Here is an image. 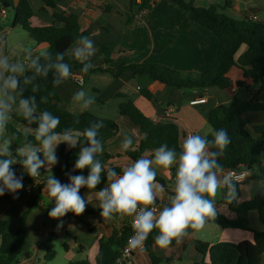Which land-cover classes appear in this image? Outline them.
<instances>
[{
	"label": "crops",
	"instance_id": "crops-1",
	"mask_svg": "<svg viewBox=\"0 0 264 264\" xmlns=\"http://www.w3.org/2000/svg\"><path fill=\"white\" fill-rule=\"evenodd\" d=\"M140 1L137 0L138 3ZM29 2L35 13L34 24L54 23L52 10L45 8L41 0H29ZM226 2H229V6H225L220 12L227 16L235 19L256 17L258 22L264 23V0H196L195 3L199 7L208 8L212 5L224 6ZM56 11L76 14L82 29L95 33V36L91 38L95 44V55L89 58L94 67L101 66L104 62V58L96 53L100 44L115 47L114 63L107 66L110 71L116 70L121 63L125 62L127 64L157 63L183 72L201 73L209 69L219 49L218 39L209 30L192 22L187 11L169 0H157L155 7L146 14L131 12L130 0H57ZM128 16L135 18L134 23L128 24ZM56 25L61 24L56 23ZM46 48L47 45L41 44L30 52L23 51L20 59H23L24 70L29 65L31 53L41 54L40 51ZM27 54L29 56H26ZM74 76H82L84 85L76 86ZM81 90L86 93L85 99L101 100L103 103H91L85 107L83 101L74 98L75 94ZM254 90L257 91L258 87H254ZM120 91L125 93L126 100H131L147 117L155 121H174L183 134L182 143L188 135L207 136L213 133L212 127L206 121V116L211 109L220 104L229 105L233 96H238L242 100L251 97L242 89L222 90L213 87L207 89L203 95L207 98L205 104L192 106L190 102L202 96L197 90L166 87L157 92V100L150 101L142 96L140 84L130 71H125L119 77H114L109 72L74 73L56 88V92L62 99V106L72 112L88 111L99 118L113 119L119 125L117 135L102 144L103 151L96 155L122 154L125 151L122 146L125 138L132 139L134 148H137L142 138L139 129L127 117L120 115L119 104L123 100L115 97ZM244 116L250 127L264 125L263 111L249 112ZM10 122L15 123L12 119ZM17 127L22 131L35 134V131L24 129L19 125ZM7 142H9L11 153L18 150L10 141ZM82 147H88V145H77L78 153ZM71 149L67 143H60L56 147V153L61 150L67 153ZM205 151L210 157L208 148ZM154 152L145 153L144 158L153 159L152 168L167 183L162 189L161 184L155 183L154 204H158L162 209L170 206V197L174 195L173 178L175 176H172L171 170H176L178 160L171 167L163 168L154 162L152 157ZM112 163L130 165L132 161L123 155L107 162L104 166L107 168ZM58 164L59 159L55 165H46L42 168L45 171L44 175L55 176V168ZM244 171L246 177L242 182L239 202L254 198L260 189L264 188V154L259 165L252 170L244 169ZM17 172L20 176L23 175L24 188L12 194L10 198L0 201V221L8 223L10 233L17 230L22 218L25 220L26 235L16 264H68L80 260H89L92 264H96L100 239L110 238L115 230L120 231L125 226H129L134 218V216L120 215H113L110 220L102 218L97 199V192L100 189L88 190L85 187L81 188L80 194L88 200V203L81 219L69 213L60 219H52L48 216V212L54 206V201L51 202V198L44 190L45 185H41L44 175L41 174L39 179L35 180L28 176L23 168L18 167ZM216 172L218 177H222L225 171ZM61 183H69V179ZM223 187L222 185L221 193L216 195L215 201L221 199ZM103 188H106L105 185ZM215 207L216 212L236 219V213L230 211L228 206L215 204ZM247 219L251 228L264 230L257 212H248ZM58 224L62 226L58 228ZM90 228L94 231L92 232ZM186 231L188 233L186 236L179 238V242L174 239L167 248H160L155 242L153 243V253L160 259L157 264H198L202 260L209 262L208 255L204 257L197 252V241L215 244L217 242L240 243L253 239L249 231L223 228L211 223L205 224L200 230L189 228ZM59 241L63 243V248L54 250V244ZM50 250L55 252L54 258L50 257ZM134 260L136 264H152L145 248L134 254ZM260 264H264V255Z\"/></svg>",
	"mask_w": 264,
	"mask_h": 264
},
{
	"label": "trees",
	"instance_id": "trees-1",
	"mask_svg": "<svg viewBox=\"0 0 264 264\" xmlns=\"http://www.w3.org/2000/svg\"><path fill=\"white\" fill-rule=\"evenodd\" d=\"M45 8L52 10L54 23L50 25H36L33 23L35 17L34 10L29 0H0V11L11 9L14 11L13 26H20L26 31L37 45H47L43 54L31 53L29 65L24 72L18 76L20 86L14 92L23 98H35L36 111L34 116L39 117L43 111H48L54 116L60 118V124L57 132L70 131L72 135L78 138V143L74 148L65 153L63 150L56 153L59 164L55 168V178L63 181L66 175L87 176L89 169L82 171L75 170L74 165L78 158L77 145H88L87 138L84 136L85 129L94 124H101L97 130L96 139L100 144H104L113 139L119 132V125L113 119L99 118L88 111L80 113L72 112L62 106V99L56 92L58 85L54 83L56 72L54 67L57 63V55L63 53V63H67L71 69V75L82 72L83 65L74 58L73 52L79 44L81 36H87L90 39L95 33L82 29L80 19L76 14L68 12H58L57 0H41ZM177 4L180 8L187 11L189 19L198 23L209 30L219 41V49L214 56L209 69L201 73L183 72L173 69L169 66L157 63H121L119 67L110 71L107 66L114 63L113 55L115 47L100 44L96 53L104 58L101 66L92 67L87 74L95 72H109L114 77H119L125 71H130L140 84V93L148 100H157L158 91L170 87L183 90H197L200 95H204L209 88L217 87L222 90L230 88L242 89L249 93L251 97L242 100L238 96H233L229 105L220 104L206 116V121L214 130L224 128L230 137V144L224 151L223 156L216 159L221 164V169L215 171L230 170H252L259 165L264 154V125H255L250 127L245 114L249 112H264V23L251 18L235 19L227 16L220 10L229 6L226 2L224 6L212 5L211 7H199L196 0H169ZM157 0H130V11L135 14L148 13L156 5ZM44 8V9H45ZM135 21L134 17L128 16V24ZM56 23H60L57 26ZM242 49L244 51L242 52ZM26 56H29L27 54ZM38 59L41 66L47 67V75L37 73L32 67V60ZM92 63L91 60L85 63ZM69 77V78H70ZM28 79V83H25ZM68 79V78H67ZM66 80V79H65ZM63 80L62 82H64ZM144 82H146L144 84ZM61 84V83H60ZM59 84V85H60ZM258 87L255 91L254 87ZM263 96V97H262ZM116 98L123 101L119 104L120 115L127 117L130 122L139 129L142 138L137 148L134 144L125 150L122 154L111 155L102 153L95 155L103 168L101 173V182L96 189H102L107 181V172L114 170L117 176L122 175L124 167L129 165L110 164L104 165L123 155L127 156L132 163L136 159L144 158L145 153L155 151L159 146L166 144L169 149H175L177 160L180 155V146L182 145L183 134L179 126L172 120L155 121L147 117L131 100H126L125 93L120 91L116 93ZM88 99V98H87ZM93 103H103L101 100L92 99ZM11 119L24 129L32 131L38 126V119L29 123L21 113H11ZM15 123L7 121L5 125L6 141H10L17 149L26 148L29 145L39 148L40 144L35 140V134L22 131ZM207 135L209 139L212 134ZM211 152L216 151L211 145L208 147ZM12 157L19 161L22 157L17 155V151L11 153ZM42 157V153H40ZM154 157V155H152ZM211 158V156H210ZM19 177L18 167L22 168L20 163L12 166ZM154 170V169H153ZM155 171V170H154ZM45 174L44 170H40ZM172 176H175L176 170H171ZM48 176H43L41 185H45ZM164 187L166 181L156 173V182ZM237 198L229 203L225 197L228 189L223 187L222 196L215 204L228 206L229 210L236 213V219H231L217 212L215 218H210L207 223L216 224L223 228H235L249 231L253 235L252 241H243L240 243L217 242L210 244L206 241H197L196 250L199 254L209 256V262L202 260L198 264H260L264 255V230H255L248 224L247 214L250 211L258 213L260 222L264 227V188L260 189L258 194L247 201L239 202L242 194L243 183H235ZM12 196V193L6 192L0 201L6 200ZM69 214L74 215L69 212ZM82 215H74L81 219ZM8 223L0 221V264H16L21 254L22 245L26 235V225L24 218L21 219L17 230L14 233L8 231ZM93 232L94 230L90 228ZM158 230H153L144 242V248L148 251L152 264H157L160 259L156 257L152 250L155 242V236ZM131 236V227L125 226L120 231H114L110 238H102L99 242V251L96 256V264H118L117 258L121 249L127 244ZM50 257H55V252L50 250ZM68 264H92L89 260H80Z\"/></svg>",
	"mask_w": 264,
	"mask_h": 264
},
{
	"label": "clouds",
	"instance_id": "clouds-1",
	"mask_svg": "<svg viewBox=\"0 0 264 264\" xmlns=\"http://www.w3.org/2000/svg\"><path fill=\"white\" fill-rule=\"evenodd\" d=\"M80 47H77L73 56L83 65L82 72L87 73L94 67L92 63H85L95 55V44L87 36L79 38ZM38 59L32 60V67L37 73L47 75L48 68L39 65ZM57 63L50 65L54 67L56 79L54 83L59 85L71 75L70 66L63 63V53L57 55ZM24 67L21 64L10 63L7 56L0 58V75L3 76L0 89V132L5 128L8 121V113L12 109L11 100L15 102L14 96L8 95V90L15 91L20 86L18 73H23ZM28 83V79H25ZM86 93L81 90L75 94V99L83 101L87 107L93 100L85 99ZM19 110L29 123L38 119V126L35 130V140L40 147L35 148L29 145L26 148L17 150V155L22 157L19 161L12 157L9 142L0 145V197L6 192L18 193L24 188L23 175L17 176L14 168L20 163L24 172L31 178L41 175L40 170L45 166L55 165L58 162L56 147L60 143H67L74 148L78 138L70 131L57 132L60 118L48 111H43L37 118L35 98H23L19 100ZM102 127L97 123L85 129L84 136L87 138L88 147H82L75 162V170L89 169L87 176L83 174L69 175V183H61L60 180L50 175L46 179L44 190L54 201V206L48 212L52 219H60L67 213L74 215L84 213L88 200L80 194L81 188L94 190L101 182L103 171L101 163L94 157L96 153L102 152L103 147L96 139L97 130ZM230 137L226 129L214 130L212 138L201 134L188 135L180 146L178 167L175 174L174 195L170 197V206H165L159 211L152 206L156 201L155 182L156 172L152 168L153 159L140 158L122 170V175L109 169L107 172L108 186L97 192L101 217L110 220L113 215L133 217V233L130 238L132 248H142L153 230H158L155 236V243L160 248H167L175 239L186 236L187 229H202L207 220L216 217L215 197L221 186L227 187L228 193L225 199L231 203L237 198L236 184L232 181V172H224L218 177L216 169H221V164L216 157L223 156L225 149L230 144ZM132 145V139L125 138L123 148L127 150ZM212 146L216 151L209 154L206 148ZM42 153V157L40 155ZM154 162L163 168H169L177 162L175 149H169L163 144L155 149ZM48 170V169H46ZM163 185H161V189ZM140 208V211H138ZM62 225H57L61 227Z\"/></svg>",
	"mask_w": 264,
	"mask_h": 264
},
{
	"label": "rangeland",
	"instance_id": "rangeland-1",
	"mask_svg": "<svg viewBox=\"0 0 264 264\" xmlns=\"http://www.w3.org/2000/svg\"><path fill=\"white\" fill-rule=\"evenodd\" d=\"M8 15L0 18V58L7 56L10 63H17L23 65V59H20V55L23 51L30 52L37 45L30 39L28 33L22 29L20 26L13 28V19L14 11L11 9L7 10ZM45 50L40 51L43 54ZM3 76L0 75V84H2ZM3 94V90L0 89V95ZM9 96L15 97V102L13 103L9 100V103H12V109L8 113V121H11V113L17 112L21 113L18 107L19 100L21 99L18 95L12 91L8 90ZM11 123V122H10ZM13 123V122H12ZM6 142V131L5 129L0 133V145H3ZM220 190L217 192V195H220ZM218 228V227H216ZM216 241V240H214ZM53 249L61 250L63 248V243L59 241L54 244Z\"/></svg>",
	"mask_w": 264,
	"mask_h": 264
},
{
	"label": "built area",
	"instance_id": "built-area-1",
	"mask_svg": "<svg viewBox=\"0 0 264 264\" xmlns=\"http://www.w3.org/2000/svg\"><path fill=\"white\" fill-rule=\"evenodd\" d=\"M7 15L6 10H1L0 11V18L5 17ZM253 20H256V17L252 18ZM74 83L76 84V86L81 87L84 85V78L82 76H74ZM207 102V98L205 96H200L197 99H194L190 102V105L192 106H198V105H202L205 104ZM228 172H232V181L234 183H242L246 177V173L244 171V169H240V170H230ZM69 177V175H66L63 180L67 179ZM35 180L39 179V177L34 178ZM174 182H175V177L173 178ZM108 186V183L105 184V187ZM155 210L159 211L160 210V206L158 204H154L152 206ZM138 211H140V208H138ZM133 220L134 218H132L131 222H130V227H131V236L130 238L134 235L133 233V228H132V224H133ZM128 240L127 244L121 249L120 251V255L117 258V263L118 264H136L135 260H134V254L141 250L144 249V244L142 246V248H132L130 246L131 240Z\"/></svg>",
	"mask_w": 264,
	"mask_h": 264
}]
</instances>
